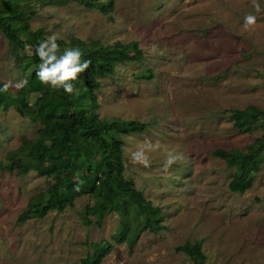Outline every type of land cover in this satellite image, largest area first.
Masks as SVG:
<instances>
[{"label":"rangeland","instance_id":"rangeland-1","mask_svg":"<svg viewBox=\"0 0 264 264\" xmlns=\"http://www.w3.org/2000/svg\"><path fill=\"white\" fill-rule=\"evenodd\" d=\"M33 11L29 28L42 29L43 41L56 34L65 43L136 44L127 62L98 79L96 106L89 111L146 125L122 137L124 176L161 208L163 229L143 232L133 247L116 243L118 215L108 214L100 224L93 216L83 219L92 204L87 193L62 213L19 222L49 181L34 171L10 173L5 156L22 138L35 137L41 125L0 104V264H82L102 243L112 248L101 264H193L175 250L186 242L201 243L204 264H264V162L239 194L228 187L235 169L213 155L245 151L261 135L235 128L232 112L264 111V0H111L104 12L63 0ZM248 15L256 24L244 30ZM31 56V48L14 50L0 31V89L11 82L7 92L16 95L24 88L16 83L31 85L23 69ZM49 88L34 93L45 101ZM145 140L160 142L148 153L147 168L130 158ZM169 151L183 159L165 173ZM75 188L86 190L78 183Z\"/></svg>","mask_w":264,"mask_h":264},{"label":"trees","instance_id":"trees-1","mask_svg":"<svg viewBox=\"0 0 264 264\" xmlns=\"http://www.w3.org/2000/svg\"><path fill=\"white\" fill-rule=\"evenodd\" d=\"M107 1L77 0L87 8L102 12L110 8L111 0ZM53 2L63 0H25L20 7L16 1L0 0V31L14 50L25 49L26 45L32 49V56L23 67L31 85H25L16 95L0 91V104L4 108L13 107L41 125L35 137L22 138L17 150L6 153L5 167L17 175L34 171L49 181L45 191L29 200L27 210L18 216V221L43 219L52 211L62 213L87 193L92 204L85 207L83 219L88 221V217L93 216L95 223L100 224L106 215L115 213L119 216L115 242L133 247L143 232L157 233L163 229L161 208L153 206L124 176L122 137L142 132L146 125L119 118H99L89 110L96 106L94 90L100 87L98 79L111 75L117 65L129 60L131 51L137 52L138 49L136 44L129 46L118 42L101 45L79 39L67 43L57 41V56L65 49L78 47L83 53L81 62L87 60L91 64L71 81L72 94H67L63 88L53 90L50 87L44 101L34 90L43 86L36 75L41 63L36 48L45 33L42 29L31 30L28 21L35 6ZM44 108L49 110L48 114L43 113ZM232 117L234 127L241 132L261 131L245 151L234 148L213 152L215 157L235 169L229 190L243 194L251 187L264 162V111L249 107L234 110ZM76 183L86 190H77ZM111 248L108 243L94 245L92 254L81 263L101 264ZM175 250L187 256L193 264H204L206 260L200 242H186Z\"/></svg>","mask_w":264,"mask_h":264},{"label":"clouds","instance_id":"clouds-1","mask_svg":"<svg viewBox=\"0 0 264 264\" xmlns=\"http://www.w3.org/2000/svg\"><path fill=\"white\" fill-rule=\"evenodd\" d=\"M253 6L257 11L260 10L258 4L254 3ZM255 24V16H246L244 30H250ZM57 39V35L53 34L47 40L40 42L36 48V55L41 61L36 75L41 84L49 86L53 90L63 88L67 94H72L73 86L71 81L76 80L79 74L85 72L89 68L91 61L86 60L81 62L83 53L78 47L65 49L62 55L57 56V52L59 51V45L56 43ZM30 47V45H26V48ZM27 83V80H21L16 83L15 87L20 89L27 85ZM10 86L11 82L6 83L0 91L7 92ZM138 145L137 149L130 153L131 162L147 168L150 166L148 153L158 149L160 142L156 141L153 143L150 140H145ZM182 159L183 156L181 154L172 151L167 152L162 171L167 173L173 164ZM80 183H83V181Z\"/></svg>","mask_w":264,"mask_h":264}]
</instances>
